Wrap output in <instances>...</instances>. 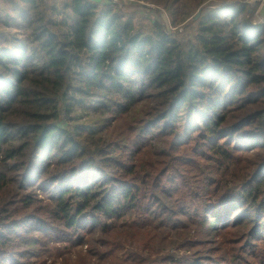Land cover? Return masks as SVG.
Listing matches in <instances>:
<instances>
[{"label": "trees", "instance_id": "trees-1", "mask_svg": "<svg viewBox=\"0 0 264 264\" xmlns=\"http://www.w3.org/2000/svg\"><path fill=\"white\" fill-rule=\"evenodd\" d=\"M5 3L0 264H264V20L188 0V40L105 0Z\"/></svg>", "mask_w": 264, "mask_h": 264}, {"label": "rangeland", "instance_id": "rangeland-1", "mask_svg": "<svg viewBox=\"0 0 264 264\" xmlns=\"http://www.w3.org/2000/svg\"><path fill=\"white\" fill-rule=\"evenodd\" d=\"M2 1L3 0H0V2ZM187 1L188 0H179L174 4V9H172V11H169L168 9H165L161 6L154 5L152 0H126L121 6H119V8H121V10L127 14V17L133 18L138 28L145 33L151 32L155 23H159L164 25L168 32H180L181 36H184L188 40H192L194 37L195 27L190 23L191 21L198 20L201 16H203L204 9L201 10V13L197 19L196 16L199 11H197L195 17L184 20L187 15H180V13L182 10H185L183 6L184 2ZM261 2H264V0H209L208 5L218 8L223 6H231L238 3L247 4L251 8L249 12L253 13L251 20L256 25L262 22L257 14L258 9L261 6ZM5 7L8 9H0V36L13 38V36H16L17 33L12 27L6 26L3 21L6 11L12 15L13 11L11 10V6L9 7V4L5 3ZM170 252L174 254L176 253L175 250H171ZM71 257L73 261H76L75 253L66 256L65 259ZM65 259H57V264L65 263ZM54 262L55 260L53 258H48L47 260V264H54Z\"/></svg>", "mask_w": 264, "mask_h": 264}, {"label": "water", "instance_id": "water-1", "mask_svg": "<svg viewBox=\"0 0 264 264\" xmlns=\"http://www.w3.org/2000/svg\"><path fill=\"white\" fill-rule=\"evenodd\" d=\"M201 13V10H199L197 16H196V19L198 18V16L200 15ZM258 16L260 17L261 20H264V5H261L260 8L258 9V12H257Z\"/></svg>", "mask_w": 264, "mask_h": 264}, {"label": "built area", "instance_id": "built-area-1", "mask_svg": "<svg viewBox=\"0 0 264 264\" xmlns=\"http://www.w3.org/2000/svg\"><path fill=\"white\" fill-rule=\"evenodd\" d=\"M107 3H114L117 4L118 6H121L126 0H105ZM260 5H264V2H261Z\"/></svg>", "mask_w": 264, "mask_h": 264}]
</instances>
